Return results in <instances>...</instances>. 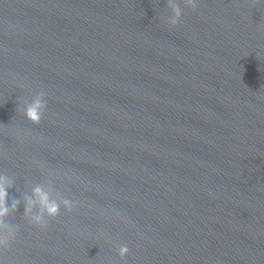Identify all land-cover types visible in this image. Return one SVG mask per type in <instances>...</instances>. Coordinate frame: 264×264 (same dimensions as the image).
Segmentation results:
<instances>
[{
	"label": "water",
	"instance_id": "95a60500",
	"mask_svg": "<svg viewBox=\"0 0 264 264\" xmlns=\"http://www.w3.org/2000/svg\"><path fill=\"white\" fill-rule=\"evenodd\" d=\"M178 2L0 0L2 264H264V0ZM49 181L75 206L40 229Z\"/></svg>",
	"mask_w": 264,
	"mask_h": 264
},
{
	"label": "clouds",
	"instance_id": "9594fccd",
	"mask_svg": "<svg viewBox=\"0 0 264 264\" xmlns=\"http://www.w3.org/2000/svg\"><path fill=\"white\" fill-rule=\"evenodd\" d=\"M185 2L195 9L197 0H185ZM167 6L171 14L167 16L166 23L176 26L183 17V9L178 0H167ZM46 96V91L40 90L30 98L20 96L16 101L17 108L33 125H38L42 119L47 107ZM14 185L13 176L0 172V249L10 247L20 230V225L12 222L21 203L20 200L14 198L10 200L9 191ZM22 199L24 205L22 216L30 225L40 229H46L49 219L57 217L62 207L70 211L75 206L72 199L57 192L55 184L51 181L32 185L30 192L25 193ZM117 251L123 258L128 254L129 249L127 245H120Z\"/></svg>",
	"mask_w": 264,
	"mask_h": 264
}]
</instances>
